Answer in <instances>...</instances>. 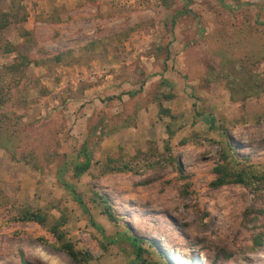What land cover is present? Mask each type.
<instances>
[{
	"label": "rangeland",
	"instance_id": "374dc122",
	"mask_svg": "<svg viewBox=\"0 0 264 264\" xmlns=\"http://www.w3.org/2000/svg\"><path fill=\"white\" fill-rule=\"evenodd\" d=\"M53 2L14 0L25 19L0 31V264H75L50 246L55 221L85 264H264V0ZM16 52L35 60L22 74L3 67ZM137 151L181 170L103 167ZM219 173L250 182L211 185ZM23 209L45 223L8 222Z\"/></svg>",
	"mask_w": 264,
	"mask_h": 264
},
{
	"label": "trees",
	"instance_id": "16d2710c",
	"mask_svg": "<svg viewBox=\"0 0 264 264\" xmlns=\"http://www.w3.org/2000/svg\"><path fill=\"white\" fill-rule=\"evenodd\" d=\"M4 1H8V4L6 5L7 10H2L0 8V31L1 29L5 28L9 23L12 22H21L25 19L24 14V7L22 5L14 4V0H0V5ZM21 12L19 13V11ZM60 18H58L56 15H51L47 19V22H59ZM94 40V39H93ZM5 51L11 52L13 51L10 46H7L5 43ZM31 63H35V60L28 57L27 55L21 54L20 52H16V57L13 62H11L8 65L3 66L6 70H9L11 73H19L22 74L23 70ZM227 89L229 91V95L231 99H234L233 95V89H234V82L233 80L227 79ZM253 85H255V81H251ZM259 85V84H258ZM257 85V87H258ZM261 90H251L246 95H254L257 96ZM164 99H169L171 96L162 94L161 96ZM245 94L243 96H240V100H243L245 98ZM159 111L162 113H166L167 109L165 108H159ZM204 121L207 123V127L209 129L213 128V118L206 117L204 118ZM139 152L137 156H132L130 158V161L128 162H121L119 163L118 160L115 159V161L111 158L106 157L104 168L112 171V172H121V173H135L138 170V166H146V167H156L158 165V162L160 160L165 161V163H169L173 166V168L177 170H181L179 165L174 161V159L170 156L169 153L165 156L164 154H156L155 156L150 152H143V151H137ZM81 157V160H77L78 157ZM133 160V161H132ZM90 166V158L88 155V152L84 146H81L79 150L76 152V155L72 158L71 162V171L72 176L75 178H78L82 173H84ZM253 180H259L262 179V176H251ZM242 183L243 185H248L250 180H244L238 173H232V174H223L219 173L218 176L211 182V185H221L224 183ZM65 188H67V185L63 183ZM72 191V190H71ZM76 202L81 204V201L77 195H74ZM101 202L105 203L107 202V199L103 196H98ZM82 205V204H81ZM102 213H104L107 218L111 221L115 220V217L113 213L110 211V208L108 205H105L102 209ZM46 216L45 214L41 213L39 210L36 211H29L28 209H23L17 216H12L10 221H20V222H32L36 225H43L45 223ZM59 222L55 221L52 223L47 231L52 234V237L54 238L52 243H50V246L54 249L60 250L65 252L75 264H85L88 259H90L89 254L86 251H78L73 249L70 242L63 240L62 232L58 230ZM125 240L128 242L134 256L136 259L143 260L141 257V253L146 252L141 245L144 240L137 236L132 235H125ZM113 242V240H112ZM148 246H151V243L149 241H145ZM253 244L255 246H259L262 244L260 234L256 235L253 239Z\"/></svg>",
	"mask_w": 264,
	"mask_h": 264
},
{
	"label": "crops",
	"instance_id": "0c3cea01",
	"mask_svg": "<svg viewBox=\"0 0 264 264\" xmlns=\"http://www.w3.org/2000/svg\"><path fill=\"white\" fill-rule=\"evenodd\" d=\"M66 1H68V0H66ZM53 5H55L54 7L59 11V9H60V7L62 6V7H65V9H67L66 10V13L68 14V13H70L69 12V10H68V8H66V4H65V0H54V2H53ZM59 7V8H58ZM58 16H60V14L58 13Z\"/></svg>",
	"mask_w": 264,
	"mask_h": 264
},
{
	"label": "built area",
	"instance_id": "2783aa9c",
	"mask_svg": "<svg viewBox=\"0 0 264 264\" xmlns=\"http://www.w3.org/2000/svg\"><path fill=\"white\" fill-rule=\"evenodd\" d=\"M115 2H118L119 5L127 4L129 0H113Z\"/></svg>",
	"mask_w": 264,
	"mask_h": 264
}]
</instances>
